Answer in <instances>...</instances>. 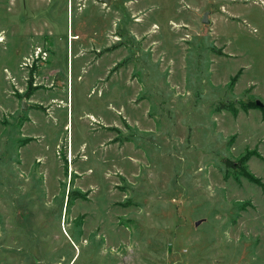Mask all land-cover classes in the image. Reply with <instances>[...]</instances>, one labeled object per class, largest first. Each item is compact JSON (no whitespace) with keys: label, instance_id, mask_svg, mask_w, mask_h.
<instances>
[{"label":"rangeland","instance_id":"obj_1","mask_svg":"<svg viewBox=\"0 0 264 264\" xmlns=\"http://www.w3.org/2000/svg\"><path fill=\"white\" fill-rule=\"evenodd\" d=\"M245 9L0 0V264H264V8Z\"/></svg>","mask_w":264,"mask_h":264},{"label":"crops","instance_id":"obj_2","mask_svg":"<svg viewBox=\"0 0 264 264\" xmlns=\"http://www.w3.org/2000/svg\"><path fill=\"white\" fill-rule=\"evenodd\" d=\"M245 1H246V9L248 8L250 3H252V6L264 8V0H245Z\"/></svg>","mask_w":264,"mask_h":264},{"label":"water","instance_id":"obj_3","mask_svg":"<svg viewBox=\"0 0 264 264\" xmlns=\"http://www.w3.org/2000/svg\"><path fill=\"white\" fill-rule=\"evenodd\" d=\"M97 2L99 3H102V4H107L109 5L111 3V0H96ZM201 23L202 24H209V20L207 18V13H204L202 18H201Z\"/></svg>","mask_w":264,"mask_h":264},{"label":"flooded vegetation","instance_id":"obj_4","mask_svg":"<svg viewBox=\"0 0 264 264\" xmlns=\"http://www.w3.org/2000/svg\"><path fill=\"white\" fill-rule=\"evenodd\" d=\"M34 87L37 88V85L34 86ZM39 87H40V86H39ZM51 103H53V100L51 101ZM45 108H46V107H43V106H42V109H41V108H40V109H41V111H43Z\"/></svg>","mask_w":264,"mask_h":264}]
</instances>
